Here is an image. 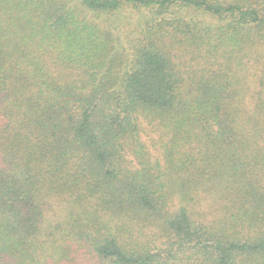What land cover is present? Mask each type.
I'll return each instance as SVG.
<instances>
[{
  "label": "trees",
  "instance_id": "1",
  "mask_svg": "<svg viewBox=\"0 0 264 264\" xmlns=\"http://www.w3.org/2000/svg\"><path fill=\"white\" fill-rule=\"evenodd\" d=\"M0 264H264V0H0Z\"/></svg>",
  "mask_w": 264,
  "mask_h": 264
}]
</instances>
